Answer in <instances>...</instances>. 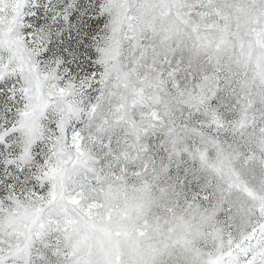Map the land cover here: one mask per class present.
<instances>
[{
  "label": "snow or ice",
  "instance_id": "1",
  "mask_svg": "<svg viewBox=\"0 0 264 264\" xmlns=\"http://www.w3.org/2000/svg\"><path fill=\"white\" fill-rule=\"evenodd\" d=\"M0 264H264V0H0Z\"/></svg>",
  "mask_w": 264,
  "mask_h": 264
}]
</instances>
